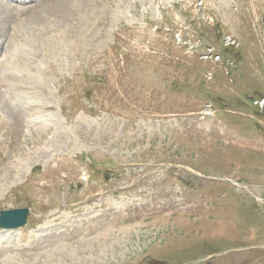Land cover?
<instances>
[{
  "label": "rangeland",
  "instance_id": "1",
  "mask_svg": "<svg viewBox=\"0 0 264 264\" xmlns=\"http://www.w3.org/2000/svg\"><path fill=\"white\" fill-rule=\"evenodd\" d=\"M8 2L0 264H264V0Z\"/></svg>",
  "mask_w": 264,
  "mask_h": 264
},
{
  "label": "bare ground",
  "instance_id": "2",
  "mask_svg": "<svg viewBox=\"0 0 264 264\" xmlns=\"http://www.w3.org/2000/svg\"><path fill=\"white\" fill-rule=\"evenodd\" d=\"M90 1H92V0H90ZM3 4L6 6H3ZM0 6H1V8L3 9V11L2 12H0V21H2L1 20V18H4L5 19V17L7 18L8 16H6V11H9V12H12L13 11V7L12 6H10L9 4H6L4 1H2V0H0ZM1 10V9H0ZM84 10V9H83ZM74 10L73 9H70L67 13H65L67 16L68 15H70V14H72V12H73ZM87 11V10H86ZM86 12H85V10H84V14H85ZM10 15V14H9ZM17 16V15H16ZM16 16L15 15H13V16H11V20H13V19H15L16 18ZM11 20H10V22H11ZM6 21V20H5ZM10 22H9V24H10ZM1 23V22H0ZM5 23V22H4ZM0 25H2V24H0ZM6 26V25H5ZM4 26V27H5ZM49 28H50V26L49 27H47V28H45L44 29V31H49ZM0 29H1V31H0V43H1V45H0V50H3L4 49V45H5V41L4 40H2L3 38H5L6 36L5 35H3V33H2V30H3V28L2 27H0ZM35 29V28H34ZM33 29V30H34ZM35 30H37V29H35ZM3 32H5L4 30H3ZM34 34H35V32H34ZM35 35H37V34H35ZM7 43H9V42H7ZM9 46H10V43H9ZM9 59H11V58H9ZM5 62V60H2L1 62H0V67H2L3 68V63ZM14 63H16V62H14ZM14 63H12V65H16V64H14ZM5 77V75H4V73H3V71H0V88H3V85L4 84H6V81H8L9 79H5L4 78ZM6 80V81H5ZM4 94V93H3ZM4 95H2V97H3ZM1 97V96H0ZM21 105L19 104L17 107L19 108ZM16 107V109H18ZM33 125H35L34 123H32ZM16 168V169H15ZM13 169H15V170H13ZM11 170H13L11 173H10V179L9 180H11V181H15L18 177L17 176H19V172L21 171H16V170H18V167L17 166H14V167H12L11 168ZM13 183H16V182H13ZM7 185V184H6ZM9 185H12V184H9ZM95 219H97V218H92L90 221H92V220H95ZM70 220H73V217H71L70 218ZM90 226H92V227H94L95 225L93 224H91ZM84 227V226H83ZM83 227H76V226H74L73 227V229H72V232H73V234H76L77 232H78V230H80L81 228H83ZM55 229V228H54ZM2 232H3V234H7V232H10V231H6V230H2ZM68 233V232H67ZM87 233H88V235L90 234V233H92V231H91V229L90 228H88V230H87ZM82 237H85V235L84 234H80ZM99 236V235H98ZM103 237V236H102ZM117 237V236H116ZM93 238V237H92ZM107 238V237H106ZM86 239V238H85ZM103 239V238H102ZM108 239V238H107ZM93 240V239H92ZM96 240V239H95ZM95 240H94V242H95ZM103 240H105V239H103ZM112 240V239H111ZM89 241V240H88ZM97 241H99V240H97ZM101 241V240H100ZM116 242V241H115ZM90 243V242H89ZM97 245V244H96ZM95 245V246H96ZM100 245H102V244H100ZM104 245V244H103ZM110 247H111V244L109 245ZM99 247V246H98ZM109 247V248H110ZM111 249V248H110ZM22 251V250H21ZM111 251V250H110ZM117 252H115V254H116ZM99 257H100V255H99ZM13 261V260H12Z\"/></svg>",
  "mask_w": 264,
  "mask_h": 264
},
{
  "label": "water",
  "instance_id": "3",
  "mask_svg": "<svg viewBox=\"0 0 264 264\" xmlns=\"http://www.w3.org/2000/svg\"><path fill=\"white\" fill-rule=\"evenodd\" d=\"M28 210H16L0 213V228L13 229L26 224Z\"/></svg>",
  "mask_w": 264,
  "mask_h": 264
}]
</instances>
